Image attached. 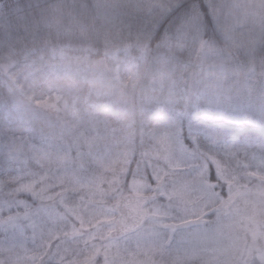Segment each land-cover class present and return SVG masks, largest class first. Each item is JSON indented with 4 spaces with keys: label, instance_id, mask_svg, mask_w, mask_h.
Segmentation results:
<instances>
[{
    "label": "rangeland",
    "instance_id": "rangeland-1",
    "mask_svg": "<svg viewBox=\"0 0 264 264\" xmlns=\"http://www.w3.org/2000/svg\"><path fill=\"white\" fill-rule=\"evenodd\" d=\"M140 1H98L112 36L101 56L90 44L67 37L48 34L51 38L36 39L32 34L25 44L0 39V142L31 137L45 144L55 167L89 151L90 162L93 157L104 163L118 161L121 154L139 159L155 131L173 127L182 130L185 144L195 138L201 147L219 151L222 145L212 144L198 129L207 125L234 130L229 143L235 144L242 161H252L250 168L239 171V215L229 213L217 224L209 212L178 231L192 235L199 249L196 264H264V166L259 159L264 150V107L259 100L264 83V0H213L223 6L217 13L221 22L227 20L237 29L232 51L246 67L234 81L233 96L239 95L242 106L233 104L223 114L208 116L196 110L189 94L213 90L208 72L214 61L208 60L202 72L198 48L169 51L158 48L160 40L151 43L152 34L144 31L150 20L142 14ZM214 24L220 36V25ZM106 114L120 118V125L110 126ZM13 171L0 168V178ZM223 190L226 196L227 188ZM241 217H253L255 223ZM5 239L13 243L10 232L0 231V241ZM28 247H33L31 240Z\"/></svg>",
    "mask_w": 264,
    "mask_h": 264
},
{
    "label": "snow or ice",
    "instance_id": "snow-or-ice-1",
    "mask_svg": "<svg viewBox=\"0 0 264 264\" xmlns=\"http://www.w3.org/2000/svg\"><path fill=\"white\" fill-rule=\"evenodd\" d=\"M205 3L208 16L220 25L218 39L207 37L204 13L196 4L164 32L158 48H198L202 72L208 60L214 61L208 72L213 90L189 94L196 110L208 116L223 114L233 104L242 106L239 95L233 96L234 81L246 66L232 51L237 29L217 15L223 6L213 0ZM160 7L169 15L183 4L177 0ZM259 100L264 107V83ZM200 130L212 144L222 145L221 150L203 148L195 138L187 145L182 130L173 127L155 131L139 159L121 154L118 161L104 163L93 157L96 167L89 160L91 151L53 167L44 143L31 137L5 138L0 142V168L14 171L0 178V231L10 232L13 243L0 241V264H196L199 249L192 235L178 229L209 212L217 224L229 213L239 215V171L252 165L229 143L234 130L207 125ZM259 159L264 166V150ZM225 187L226 196L217 192ZM241 219L255 223L253 217ZM261 256L264 260V250Z\"/></svg>",
    "mask_w": 264,
    "mask_h": 264
},
{
    "label": "trees",
    "instance_id": "trees-1",
    "mask_svg": "<svg viewBox=\"0 0 264 264\" xmlns=\"http://www.w3.org/2000/svg\"><path fill=\"white\" fill-rule=\"evenodd\" d=\"M99 0H0V39L8 42L24 40L23 44L30 42V38L38 39L50 36L69 38L90 44L96 49V56H101L112 36L104 24ZM177 0H141L142 14H148L149 20L144 27L145 33H151V43L161 40L164 32L170 31L184 14L198 4L204 13L207 23V37L218 39L214 21L208 16L205 0H179L182 8L175 9L168 15L163 5L174 4ZM147 10V11H146ZM146 11V12H145ZM45 16H51L45 18ZM163 16H166L158 23ZM55 20L49 26L50 19ZM138 30L141 28L139 23ZM33 31V32H32ZM150 35V34H149ZM150 37V36H149ZM22 44V45H23ZM110 126L118 127L120 118L106 114L105 118ZM224 192V190H221Z\"/></svg>",
    "mask_w": 264,
    "mask_h": 264
}]
</instances>
